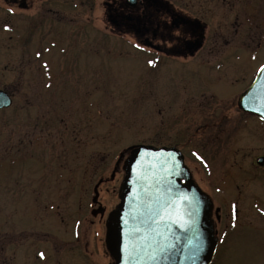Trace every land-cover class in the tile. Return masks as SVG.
<instances>
[{"label":"rangeland","instance_id":"obj_1","mask_svg":"<svg viewBox=\"0 0 264 264\" xmlns=\"http://www.w3.org/2000/svg\"><path fill=\"white\" fill-rule=\"evenodd\" d=\"M244 1L235 0L234 10L226 6L229 25L214 36L225 37L214 53L252 54L248 73L264 65V0ZM260 4L258 11L254 5ZM69 6L65 0H38L35 14L0 6V90L13 98L0 110V264H109L105 221L120 202L113 190L123 183L124 161L139 144L181 148L199 186L226 203L242 198L264 229V176L236 171L244 161L238 147L226 164L222 158L212 163L204 132L194 135L215 109L192 103L231 102L236 96L212 99V92L186 89L183 73L170 68L174 61L161 65L159 54L143 46L141 32L112 31L102 0L94 13ZM220 22L213 19L209 33ZM100 178L106 181L98 190L105 221L90 210ZM226 185L235 193L215 192ZM239 187L245 188L241 197ZM257 191L255 209L247 198ZM243 209L239 204L241 214ZM239 256L264 263V242Z\"/></svg>","mask_w":264,"mask_h":264},{"label":"flooded vegetation","instance_id":"obj_2","mask_svg":"<svg viewBox=\"0 0 264 264\" xmlns=\"http://www.w3.org/2000/svg\"><path fill=\"white\" fill-rule=\"evenodd\" d=\"M37 1L1 0L0 6L4 12L13 13L15 9H19L30 10L35 14ZM65 1L71 4L70 9L78 10L76 13H82L86 8L94 13L98 4V0H78L75 4L72 0ZM102 4L112 25V31L115 27L118 31L126 28L141 32L143 46L159 54L161 65H165L168 59L174 61L170 68L176 75L183 73L187 81L186 89L201 94L212 92L210 93L212 99L219 93L227 97L236 96V100L231 102H191L195 109L223 110L220 114H217L215 110L205 114L204 116L210 115L209 121L199 126L194 135L199 131L204 132L203 136L207 140L212 163L222 158L226 164L229 155L233 154L235 147H238L242 150L241 157L244 161L240 166H236V171L240 170L246 175L261 173L264 176V147L261 146L264 143V118L245 110L239 102L240 95L253 84L260 68L264 65L261 63L258 66L253 65L246 73L247 66L250 65L249 57L251 58L252 54L214 53L217 48L219 51L222 50L221 41L225 37L221 38L222 40L215 37L220 36L219 28L229 25L227 19H229L230 11L226 6L231 4L233 5L231 9L234 10L235 0H102ZM254 6L261 11L263 5ZM213 19L221 20V22L217 24L218 31L211 34L209 27ZM224 20L227 23L223 22ZM235 76H237L236 79H234ZM168 147L179 149L189 168L184 151L177 146ZM220 152L223 154L218 155ZM246 158L249 165H245ZM207 164H210L209 161ZM207 166L208 173H213L214 167L211 164ZM115 176L116 171H113L110 182H113ZM244 177L247 179L246 176ZM104 182L106 181L102 178L98 180L90 203L92 215L100 216V221H105L107 213L106 207L99 201L98 191ZM197 185L199 186L198 183ZM199 187L213 203L211 220L216 247L210 264H251L241 259L239 253L255 251L258 245L264 242V229L258 226L254 219L256 216L247 213L248 209L244 207L246 203H240L244 201L242 198H230L229 200L233 202L226 203L228 199L217 197L222 202L220 204L216 202V200L219 201L216 194ZM121 188L122 184L118 189L115 187L113 190L115 194H119V197ZM239 188V197H241V191H245V188ZM219 189L221 191L215 189V192L222 197L225 194L235 193L236 190L231 185L217 188ZM257 195V197L247 198L252 203L247 206H255V209L259 206L260 192ZM239 204L243 206L244 214L239 212ZM114 209L115 207L111 211ZM111 211H108L105 225ZM108 255L111 258L109 264L114 263L111 255Z\"/></svg>","mask_w":264,"mask_h":264},{"label":"water","instance_id":"obj_3","mask_svg":"<svg viewBox=\"0 0 264 264\" xmlns=\"http://www.w3.org/2000/svg\"><path fill=\"white\" fill-rule=\"evenodd\" d=\"M239 102L264 118L260 71ZM12 104L11 94L0 90V110ZM123 170L120 202L106 222L112 264H210L216 247L213 203L194 181L182 152L134 145Z\"/></svg>","mask_w":264,"mask_h":264},{"label":"snow or ice","instance_id":"obj_4","mask_svg":"<svg viewBox=\"0 0 264 264\" xmlns=\"http://www.w3.org/2000/svg\"><path fill=\"white\" fill-rule=\"evenodd\" d=\"M259 71H260L261 76H264V66H262ZM177 223H179V220L177 221Z\"/></svg>","mask_w":264,"mask_h":264}]
</instances>
